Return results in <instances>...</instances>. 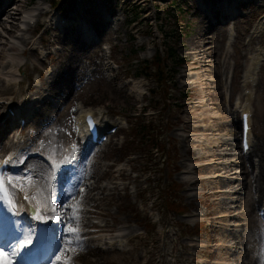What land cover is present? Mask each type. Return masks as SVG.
<instances>
[{
	"label": "rangeland",
	"instance_id": "obj_1",
	"mask_svg": "<svg viewBox=\"0 0 264 264\" xmlns=\"http://www.w3.org/2000/svg\"><path fill=\"white\" fill-rule=\"evenodd\" d=\"M27 1L30 2L21 8L24 9L41 0ZM59 1L60 6H67V9L71 8V10L76 5V0ZM116 1L120 6L119 16L121 21L116 29H111L103 35L104 39L109 41L112 46L110 54L115 61V66L118 68L115 77L107 78L101 73V69L95 73L92 71L95 63H99V68H101V58L98 55L99 45L88 47L81 45L78 43L79 41L62 40L60 35H58V40L57 35H55L56 31L52 29L53 31L45 36L43 42L58 44L57 61L60 60L62 64L66 65L70 64L71 70L68 75L69 85H64L63 89L60 90L59 87H62V81L54 82V79H52V76L55 78L57 74H61L56 70L55 57L52 59L49 54L47 60L43 61L32 48L36 44L35 41L25 43L26 39L36 29L22 31L20 37H13L14 34L19 32L17 27L14 28L12 35H8L0 27L2 33L0 36V50L4 54V57L0 58V92L3 91V88L7 89L8 84L14 82L18 76L24 79L21 87L25 88L31 81V75L38 71L40 76L38 85L44 81L43 86L33 84L34 86L27 89V92L19 94L14 99L13 106H23L29 109L28 126L26 124L21 136L31 139L33 147L40 148L46 154H51L57 158H63L67 153L65 144H70L73 141L71 126L73 124L74 108L77 110L90 108L99 114L102 119L109 122L116 118L126 119V125L110 141L93 155L85 156L82 162L89 173L93 169H97L101 174L99 184L106 185L103 189L92 191L93 196L99 201L98 208L97 212L91 213L92 216L88 212H86V216L97 223H106L110 232L133 229L131 236H121L124 237L126 243H129L128 250H120L114 247L102 250V252L94 251V254L90 256L91 260L96 259L94 264H172L175 260H210V257L217 256V252L222 254L224 223H229L227 224L228 227L240 228L242 221L238 217H232V219L228 218L225 221L217 220L215 227L210 226L213 216L218 211H222L221 208H225L217 204V197L205 194L206 191L211 190V185H214L213 182L206 180V175L213 173L216 168H219L217 170H224L222 164H217L215 169L206 170L204 168L198 172L187 173L186 170L194 165H200L206 160H211L219 155L217 151L228 149L229 144L216 145L220 144L222 136L239 137V128L231 129L230 117H227L226 95L229 87L223 82L220 87L219 83L223 73L221 71L219 73V69L217 71L215 67L216 63L220 65L227 36L225 30L221 31L219 27H224L227 24V19H220V21L215 19L216 26L214 28L210 30L203 29L198 34L200 22L203 21L204 24L206 22L204 18L206 14L200 11L194 0H187L189 5H175L176 8L173 9L174 12L171 13L170 17L166 13L170 0ZM133 1L134 3H132ZM139 1H141L140 4L145 11H150L152 19L149 21H152L151 25H147L145 22L141 23L139 18L137 19L138 23H128L129 14L133 13L135 6L128 9L125 6L129 2L136 5ZM20 2L21 0H9L10 7L8 11L13 10V7ZM105 2L110 8H113L112 0H105ZM207 3L205 5L206 11L210 8ZM242 6L245 8L246 14L237 16L235 20L232 34L235 41L230 49L231 57L228 59V72L226 74L232 71L229 85L232 97L245 91L250 93L248 106L253 111L252 140L263 143L261 137L264 139V61H262L263 64L260 70L254 73V84L248 85L246 89L241 86L238 76L243 69L246 54L249 50L258 48L264 54L263 32L251 30L253 22H256L261 13H264V5L259 7L254 2H248L245 4L246 7L243 4ZM178 8L182 9L183 15H180V17L177 13ZM80 12L85 13L82 9ZM6 13L7 11L1 15V20L9 28L12 23L10 24L9 20H5ZM21 14L18 16H21ZM155 16L158 20H154ZM245 35L255 39V35H258L261 44L256 42L249 44L250 39ZM189 40L198 41L200 44L204 42L209 47L206 50L210 52L211 57L209 56V61L206 62L209 64L213 61L214 64L211 66L213 68L208 65L202 67L207 71L204 76L205 80H203V82L207 81L205 85L191 82L194 78L190 75H195L196 72L199 74L200 69L191 68L193 57L191 52L194 51V48L191 44L187 45ZM104 53L107 52L103 51L101 53L105 57L107 54ZM168 53H174L179 60L174 61L172 57L168 56ZM159 60L166 61V66L169 68H166V74H161L164 80L161 85L156 84L153 77L156 74L157 67L162 70L163 63L161 64ZM148 65L149 67L146 68ZM142 67L145 68L143 71L141 70ZM17 68H19V71H17ZM84 70L85 73L89 72L91 77L79 89H73L72 85L75 80H79L83 76ZM139 73L151 74L152 76L148 79L140 78ZM136 80H139L137 87L134 86ZM190 86H192L191 89L188 88ZM205 86L208 87L205 88ZM12 88L9 92L15 90L16 86L14 85ZM137 88L139 91H136ZM59 90L63 91V95ZM214 90H220L221 93L216 99H211L208 93ZM141 94L143 95L141 96ZM169 94L171 99L167 100L165 97ZM7 97H10V94H7ZM243 100H245V97ZM140 106L145 107V110L149 112L147 115L137 113L134 116L133 111H139ZM236 116L235 113L234 119H236ZM189 118L192 123L190 125L196 126L197 129L194 128L188 132L183 128V125ZM57 119L60 120L59 125L66 131V134L58 138V141L63 143L64 146L59 148L58 153H54L50 151V145L52 144L49 140L50 135H52L50 133L57 129V126L53 125V122ZM154 129L159 131L161 141H154L159 145L163 144L164 161L157 163L158 161L154 159L157 166L154 173V182L149 185L147 183L148 193L147 191L142 192L140 189L136 191L135 186H141L142 180L134 179L132 176H135L137 171L141 170L142 165L139 155L146 154L144 151H148L153 143L151 134ZM9 132L10 130L0 136L1 141H11L12 135ZM229 132H233V134ZM234 142H236L235 139ZM187 148L194 151L195 158L188 156ZM212 152H215L216 155L211 156L210 153ZM200 154L207 155V158L197 159L196 156ZM226 154L229 156L228 159L223 157L221 158L222 161L227 159L229 162L238 163L230 165L231 171L228 175L233 179H226L232 183L231 186L238 188L239 199L235 200V194L230 193L228 196L232 199L231 201L229 199V204L231 207L238 208L245 213L247 219L243 221L241 227H243L242 233L246 235L249 230L255 228L258 217L254 205L257 204L258 196H264V193L252 194L246 192L247 185L246 187L238 185L239 179L236 176H240L243 182L245 180L249 181L257 172L256 167L259 160H255L253 152L252 159L249 157L242 158V160H237L236 155L233 153L227 152ZM93 162H97V164L95 163L96 168L91 166ZM263 164L264 160L262 166ZM242 167L248 171L246 179H244L245 173L242 172ZM214 172L217 175L209 179L212 180L215 177L223 179L226 175L221 171ZM121 174L129 177V180L125 181L127 182L125 188L121 187L122 183L118 180ZM137 174L139 175V173ZM87 178L89 179H86V181L92 182V178L88 174ZM194 178H202L203 181L201 182L204 185L201 182L190 183L189 180ZM249 185L250 187L254 186L252 182ZM113 186H117V189H113ZM239 186L241 190H239ZM102 193L105 196L99 197ZM156 194H159V197H156ZM145 198L155 201L161 208L164 203H169L170 211L163 217L164 229L157 223L152 224V220L157 218L156 212H153L150 217L146 215L151 201H142L141 206H143V209L139 210V201ZM86 205L90 207L88 203ZM189 207L195 208L200 213L205 211L207 216L197 219L201 223H199L200 228L195 237L186 234L193 231L188 224L184 223L185 221H181V217L175 212L178 209H188ZM80 214V209H76L75 215L79 216ZM204 221L209 223L204 225L202 224ZM171 222L181 223L180 232H174L175 228L169 226ZM136 228H142L146 231L141 234V237H137ZM85 229L88 228L85 227ZM165 233H167V241L161 238ZM89 235L93 240L98 234L91 232ZM68 238L70 241L72 239L76 240L78 235L68 236ZM188 240H190V245ZM149 243L151 246H149ZM192 243L197 245L191 246ZM201 244H207V246L198 247ZM88 245L91 249H95L94 241L89 242ZM70 248L69 244L67 249ZM176 249L178 250L176 251ZM214 251L216 252L214 253ZM200 255L203 257L200 258ZM71 260L75 261L70 264H89L79 256H71ZM201 264L207 263L202 262Z\"/></svg>",
	"mask_w": 264,
	"mask_h": 264
},
{
	"label": "bare ground",
	"instance_id": "obj_2",
	"mask_svg": "<svg viewBox=\"0 0 264 264\" xmlns=\"http://www.w3.org/2000/svg\"><path fill=\"white\" fill-rule=\"evenodd\" d=\"M7 2H8V0H0V11L3 10V9H5V5H6ZM27 3H28L27 0H21V2L18 3L15 6V9L12 12L13 14L9 15L10 16V19L9 20L15 21L18 18V13H19L20 7L26 5ZM210 3H211V8L212 9H210L209 15L206 14V17L208 18L209 21H212L214 19L215 9H217V7L216 6H212L213 5L212 2H210ZM39 13H40V11L38 10V7L37 6H33L31 9H29V10H27L25 12V15L28 16V18H29V17H36L37 16L36 14H39ZM226 14H227V12L225 11L222 15L225 16ZM263 16L264 15H262L260 17L259 23L262 22V21H264V17ZM261 18H263V19H261ZM208 20H206L205 24L203 23V21L200 22V27H198V34L203 29L210 30V29H212V28H214L216 26L215 23H210ZM19 21L21 23H24L25 22V20H20V19H19ZM262 25H263V23L262 24H259V25H256V27H260ZM10 26L11 27H14L13 24H11ZM76 26H77V23H71V25H70L71 30H72V33L74 35H77V32L75 30L76 29ZM211 26H213V27H211ZM0 27L4 31L7 32L6 25H5V22L4 21H0ZM219 28H220L221 31H224V27L223 26H220ZM1 35H2V33L0 32V36ZM190 44L192 45V48H194V51L191 52V54L193 56L192 57V60H191L192 61L191 68L200 69V71L202 70V72L199 71V74H197V72H196L195 75H192V74L190 75L191 77L194 78V79L191 80V82H194V83L198 82L199 84H202L203 83V85H205V83H207V81H204L203 82V80H205V77L204 76H205V74H206L207 71H206V69H202V67L204 65H208V66H210V68H213L211 66L214 64L213 61H212V63H209V64H208V62H206V61H209L208 57L209 56L211 57L210 52H208L206 50V48H209V47H207L204 42L200 44V42L194 41V40H189V43L187 45H190ZM2 54L3 53L0 52V56H2ZM226 55H228V52L227 51L225 52V56ZM56 56H57V54L55 55V59H56L55 60L56 69L61 74H58L57 75V77L54 79V82H56V81H62V85L63 86L66 85V84L69 85V76L68 75L71 72V70H70V64L69 65L62 64L60 60L57 61V57ZM253 63L256 64V60L255 61H252V64ZM223 64L225 65V67H224V69H223L222 72H225L226 73V69L225 68H226V65H227V61L223 60ZM215 67H216V69L218 71L219 66H218L217 63L215 64ZM252 74H253L252 65H250L246 69V71H245V77H246V79H249L252 76ZM64 81H66V82H64ZM219 85H220V83H219ZM51 86H53V85H51ZM191 87L192 86H190L188 88L191 89ZM207 87L208 86H205V88H207ZM220 87H221V85H220ZM61 89H63V87L60 88V90ZM2 90L7 91L4 88ZM60 92L63 93V91H60ZM220 93H221L220 90L219 91L214 90L213 92L208 93V95L211 96V99H216ZM237 104H238V101H236L235 106H237ZM22 111H23V109H22ZM250 121H251V118H250ZM78 122H80V117H78ZM59 123H60V120L59 119H57V121H54L53 122V125H56L57 126V129L55 130L56 132L55 131L54 132L52 131V133H50V134H52V135H50V140H49V142L52 144V145H50V151L51 152H54V153H58L59 148H61V147L64 146L63 143H61V142L58 141V138L61 137L62 135H65L66 134L65 133L66 131L63 130V128L59 125ZM190 124H192V123H191V119L189 118L186 121V123H185V127H186L187 130H191V129H194V128L197 129L196 126H194V125L191 126ZM228 125H230V124H228ZM233 128H236V123L234 121H232V127H231V129H233ZM74 129L79 133L80 139L83 140V142H84L85 140L83 138V135L84 134H83L82 124H78L77 123V117H75ZM3 131H4V129L1 128V132H3ZM229 133H233V132H229ZM249 141L252 142L250 134H249ZM261 141L263 143H259V141L256 142V143H254L253 144V149H252V151L254 152V155L259 160L258 161V171H257V173L253 177V182L255 183V188H256V190L259 191V194H261V191L264 189V164L262 166V161L264 160V139L262 137H261ZM226 144H229L230 145L228 147V149L225 148L222 151L221 150L220 151H217L219 154L220 153L225 154V153L229 152V153L236 154L237 160H242V158H244L243 156H241L237 152L236 143L233 142V140H229L226 136H222L221 137L220 145H219V143L216 144V145L217 146H224ZM231 147H233V149H231ZM66 148H68V146H66ZM251 148H252V144H251ZM240 149H241V146H240ZM83 150L84 149L79 148V153L81 155L83 154ZM194 154H195L194 151H192L191 149H188V155H190L192 157ZM210 155L211 156H214L216 154H215V152H212V153H210ZM196 158L197 159L207 158V155L200 154V155H197ZM28 163L30 165H32L33 167H37L38 171L41 174H47V172L49 173V171L47 170V166H45L43 164V162L38 161L34 157L30 158L28 160ZM95 163L97 164V162H93V164H91V166L93 168L94 167L96 168ZM222 163L224 164L222 166V169H224V172L226 173V178L233 179L232 177H230L228 175V173L231 171L230 165H232V164H238V163L237 162H229L228 160L227 161H222ZM64 166H65V164L63 165V167ZM194 168L197 171H202L204 168H206V170H209L210 168L211 169H215L216 168V165L213 164L212 162H208L206 164L195 165ZM82 169H83V174L85 176H87V174L89 176H91V178H92L91 181L92 182L89 181V182H87L85 184V187L83 188L84 190L80 194L81 195V199L78 202H76V204L74 206H78V208H79V203L86 202V203H88L90 205V207L87 208L86 210H88V213L91 214V213L97 212V208H98V205L97 204L99 202L93 196L92 191L93 190H97V189H103L104 187L102 185H100L99 182H98L101 174H99L100 172L97 171V169H93L89 173L87 171V169H86L85 164L82 166ZM217 169H219V168H216V170ZM241 169L243 170L242 172L245 173L244 179H246L247 176H248V171L245 170L243 167ZM236 178L239 179L238 185H240V186L243 185L242 187H246L248 181H246V180L244 182L241 181V177L240 176H236ZM196 181H203V180L202 179L193 180V182H196ZM42 182H43V185L49 183V181H47V180H42ZM210 182H214V185L211 187L212 188V191L209 193V196H218L219 195L216 198L217 204L220 205V206L225 207V209H222L221 208L222 214H220V215H218L217 217H214V218L223 220V219H227V218H230V217L237 216V213H233V214L230 213L232 209L238 211V213H240V214H245L242 210H240L238 208L235 209V208L231 207V205L229 204V200H228V197H227L229 193L226 192L225 190H222L224 186H228L226 183H221V181H218V180H215V181L212 180ZM240 186H239V190H241ZM12 188H16L14 184L12 185ZM50 189H53V188H50ZM20 190L25 191V189L24 190L22 189V186H21V189ZM47 192H48V190H47V186H46V188H42L40 190V192H36L35 196H33V195L31 196L28 193H26L27 194V196H26L27 199H25V200H28V199L36 200L38 202V204H39V212H40V214L43 213V214L49 216L51 214V212L49 210V205L43 200L44 199V196H45V194ZM232 193L235 194V198L234 199H236V200L239 199V194H237L235 191L232 192ZM104 196L105 195L102 193L99 197H104ZM62 197L64 198V196H62ZM71 198H74V196L71 197ZM229 199L231 201L232 198L230 197ZM226 200H228V201H226ZM260 201H261V195L258 196V200H257L258 207L260 206ZM62 208H64V207H62ZM223 211L226 212V213H228V214H224ZM60 212L63 213V217L60 218V220H57V218L55 216H54L55 218H52V220H51V222L54 224V226H56V229L58 230V234L60 236H62L63 233L65 232V225L67 223L73 224V223H80L81 222L85 226L89 225V226L95 227L96 230H102V229H104V227H99L95 223L91 222L89 220V218H87V217L85 218L84 215H82L81 217L69 215L67 209H65V208L62 209V210H60ZM46 213H48V214H46ZM245 219H247V217L241 220L242 222L240 224V227H241V225H242V223H243V221ZM61 226H62V228H61ZM255 226H256V228L263 227L262 226V222L260 220H258L255 223ZM211 227H213L212 224H211ZM255 234H256L255 231H252V233L250 234V236L252 237V240H255V236H256ZM116 236L118 237L119 234H117ZM102 238H103V236L100 235V236L95 237L94 239L97 240V241H100V240H102ZM222 238L223 239H231V240H234L235 247H237L239 245H242V249L241 250H238L236 252L229 250V249H231V246L232 245H230L228 247L229 249H224V256H225V258L231 259V260H236L237 261V264H248V262L244 259V258H247V259H249L248 261L250 263L253 262V264H255V261L252 260V257L249 256V253H248L249 248L247 247L248 239H247V237L243 233L238 232L236 230V228H234V227H232V228H226L225 231H224V233L222 234ZM64 242H65V240L63 241L61 239L59 241L58 246H57L58 247V250H60L61 252L65 250V247L63 245ZM71 242H72V244L70 245V247L72 246L73 247V250L79 248L78 251H77V253L76 254H73L74 257H78L79 256V257L83 258L86 262H88L89 264H94V261L96 259L91 260L90 256L94 254V251L95 252L101 251L99 248H102V247H100L97 244L96 247L94 246L95 249L93 250V249H91L89 247V245L85 241L79 242L78 240H76V241L73 240ZM97 247H99V248H97ZM102 249H104V248H102ZM64 254H66V252ZM69 263L70 262H67L66 264H69Z\"/></svg>",
	"mask_w": 264,
	"mask_h": 264
},
{
	"label": "snow or ice",
	"instance_id": "obj_3",
	"mask_svg": "<svg viewBox=\"0 0 264 264\" xmlns=\"http://www.w3.org/2000/svg\"><path fill=\"white\" fill-rule=\"evenodd\" d=\"M7 163H8V161L6 160L5 161V164H7ZM3 184H4V180L3 179H0V188H3ZM25 198L27 199V197H25ZM61 207H63V205H61ZM46 214H48V213H46ZM56 218H57V220H60V217H56ZM75 231H76V229H70V232H75ZM30 244H31V241H23V242H21L20 245H19V248H18L17 252L14 253V255H22V253L25 250L28 249V246ZM0 255H3L2 250H0ZM8 264H12V262L9 261Z\"/></svg>",
	"mask_w": 264,
	"mask_h": 264
},
{
	"label": "trees",
	"instance_id": "obj_4",
	"mask_svg": "<svg viewBox=\"0 0 264 264\" xmlns=\"http://www.w3.org/2000/svg\"><path fill=\"white\" fill-rule=\"evenodd\" d=\"M53 1H54V0H53ZM175 5L179 6V2L176 1V0H171V2L168 4V6H167V8H166V13L168 14V17H170V15H171L172 12H174L173 9L176 8ZM171 9H172V10H171ZM177 13L179 14V17H180V15H183V14H182V9H181V8H178V12H177ZM171 55H172V54H171Z\"/></svg>",
	"mask_w": 264,
	"mask_h": 264
}]
</instances>
